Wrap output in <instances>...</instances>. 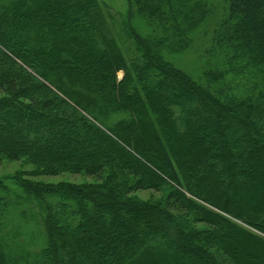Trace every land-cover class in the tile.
Returning <instances> with one entry per match:
<instances>
[{"label": "trees", "instance_id": "16d2710c", "mask_svg": "<svg viewBox=\"0 0 264 264\" xmlns=\"http://www.w3.org/2000/svg\"><path fill=\"white\" fill-rule=\"evenodd\" d=\"M129 2L164 32L128 25L132 57L100 0H0V158L34 176L125 170L128 191L169 190L143 203L105 184L24 181L15 200L0 182V264H264V0H221L218 16L214 0ZM215 14L193 79L165 51ZM31 200L42 229L21 253L7 215Z\"/></svg>", "mask_w": 264, "mask_h": 264}, {"label": "rangeland", "instance_id": "374dc122", "mask_svg": "<svg viewBox=\"0 0 264 264\" xmlns=\"http://www.w3.org/2000/svg\"><path fill=\"white\" fill-rule=\"evenodd\" d=\"M105 3L108 7L112 8L114 11V15L116 18V23L111 20V26L113 30L117 32V37L119 41L122 43L123 49H125L127 57H132L136 52L135 48L131 44L130 34L127 32V26L131 25L136 30L142 32L143 36H152L156 39L162 38L164 32L160 30H154L150 23L147 22L146 14H141V10L135 11L134 7L132 13L130 12V0H100ZM214 4L217 5V16L220 13V8L223 6L221 0H214ZM143 13V12H142ZM213 15L211 18L205 20L204 23H200L197 27L195 33L190 36L192 42H190V37L187 42L189 43L187 48H171L169 50H164L166 60H170L177 68L181 69L182 71L187 72L191 78L200 80L203 76L204 70L207 68L204 64L205 59L201 58L202 52L207 46L209 42V34L206 35V32L211 33L212 28L214 27V22L216 19ZM123 19V21H122ZM121 21V22H120ZM167 34V33H166ZM153 38L155 41L156 39ZM204 61V62H203ZM122 77V71H118L117 79ZM162 93L167 98L173 97L175 100H180L182 96L176 93L171 88H163L160 89ZM10 98L7 94L0 92V98ZM188 109V107H187ZM121 115H112L111 119L108 123H112L113 121L120 118ZM1 121V119H0ZM11 121V120H10ZM10 122H7L6 125H9ZM8 127H6L7 129ZM3 135H0L2 137ZM183 140V139H182ZM86 146V145H85ZM88 147V146H87ZM87 149V148H86ZM215 152V151H214ZM34 167L26 160H13L7 157L0 158V182L5 185V187L18 195V197H14L12 199L15 200H22L26 199V192L21 187L20 183L24 181H31L33 183L45 184V185H86V184H105L106 186L115 189L119 194L123 195L125 192V196L131 199H135L137 201L143 203H150V202H160L163 201L169 187L161 188L159 191H154L151 189H140V190H133L128 191L127 187L132 181L134 180L131 178L128 172L125 170L120 171L118 173H111L110 171H106L102 175L101 178H96L93 176H88L86 174H74L69 172L60 173L57 175H41V176H34L31 175L33 172ZM238 181V180H237ZM202 182V181H201ZM204 182V181H203ZM220 180L218 181V185L220 184ZM222 183V182H221ZM254 183L253 181L251 182ZM241 185V183H240ZM212 187L215 185H211ZM248 187L246 184H243V191L246 190ZM216 189V188H215ZM14 195V196H15ZM232 200H238L240 202L244 201V197L242 195L239 196H232ZM258 201L256 200V203ZM251 204V203H250ZM255 203H252V207H254ZM248 206L249 212L248 214H252L254 208ZM26 211V214L22 211ZM31 212V215H30ZM39 212L40 215H37ZM43 209L35 205V202L31 200L29 203L24 202L23 205H19L16 214L13 217L7 215V219L9 220L10 225H14V230L11 232L15 237H19L22 240V246H20V252H30L36 249L35 244L31 243L33 240V235L35 232L33 230L39 229L42 227L38 224L42 222V217H44ZM40 216V217H39ZM6 218V217H5ZM191 219L182 218V221H190ZM237 221V220H235ZM238 223L242 224L241 221H237ZM38 223V224H37ZM29 224L30 232L27 231V225ZM36 225V226H34ZM196 225V224H195ZM198 227H203V225L197 224ZM245 228L246 226L242 224ZM250 229V228H248ZM253 233H256L252 230ZM29 232V233H27ZM24 242V243H23ZM17 250V252L19 251ZM12 255H14V250L8 249Z\"/></svg>", "mask_w": 264, "mask_h": 264}]
</instances>
